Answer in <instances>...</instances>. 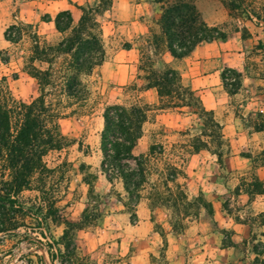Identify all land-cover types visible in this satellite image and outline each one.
<instances>
[{
	"label": "rangeland",
	"instance_id": "obj_1",
	"mask_svg": "<svg viewBox=\"0 0 264 264\" xmlns=\"http://www.w3.org/2000/svg\"><path fill=\"white\" fill-rule=\"evenodd\" d=\"M186 1L226 37L200 42L173 64L161 2L144 34L125 33L130 20H116L110 7L82 34L100 32L104 60L78 73L73 51L56 48L77 26L79 6L99 0H0V86L16 100L42 97L66 138L15 194L24 211L0 206V223L16 225L0 232V264H188L194 254L197 264H264V0H234L236 8ZM64 9L75 13L61 32L47 19ZM11 25V34L21 32L15 42L4 37ZM130 46L136 68L117 79L124 57L115 52ZM165 66L181 82L160 99L150 74ZM113 103L147 109L135 147L146 175L137 203L101 169L102 115ZM9 173L0 159V192Z\"/></svg>",
	"mask_w": 264,
	"mask_h": 264
},
{
	"label": "trees",
	"instance_id": "obj_2",
	"mask_svg": "<svg viewBox=\"0 0 264 264\" xmlns=\"http://www.w3.org/2000/svg\"><path fill=\"white\" fill-rule=\"evenodd\" d=\"M155 1L162 3L161 34L172 57L182 58L200 42H212L226 37L221 29L209 26L201 19L193 1ZM111 5L112 0H99L95 7L79 6L82 14L77 26L70 35L63 37L58 43L56 48L58 53L73 51L72 67L76 72L80 73L83 69L91 71L95 65L103 62L105 53L100 32H89L90 36L87 38H83L82 34L87 32L89 27L99 26L97 15L109 10ZM230 5L231 8L239 6L234 0H231ZM50 20L54 21L56 29L61 32L70 28L73 23L69 9L58 11L54 18L48 16L47 21ZM13 27L14 25L9 26L4 32L5 39L10 42L17 41L21 35L20 31L11 34L9 31ZM221 76L224 79V72ZM150 77L153 81L149 86L157 88L160 99L170 96L175 81L181 82L180 74L170 66L153 70ZM71 91L69 88L70 93ZM172 103L174 107L180 105ZM202 111L207 112L203 107ZM102 116L104 127L100 138L101 169L109 180L121 179L131 203H137L139 189L146 175L144 159L135 153V147L142 136L147 109L136 104L125 106L113 103L104 108ZM54 119L55 116L42 97L28 102L16 100L0 86V159L6 162L10 170L8 179L3 180L4 185L8 187L2 188L0 192L1 207L12 209L16 213L23 212L24 208L17 203L18 198H15V194L29 187L34 174L47 169L43 157L50 150L60 149L65 144L66 138ZM209 122L216 128L213 130L214 133L220 129V124L212 117ZM203 145H206V142ZM43 216L46 218V214ZM15 227V224H11V228H7L4 223H0V232Z\"/></svg>",
	"mask_w": 264,
	"mask_h": 264
},
{
	"label": "crops",
	"instance_id": "obj_3",
	"mask_svg": "<svg viewBox=\"0 0 264 264\" xmlns=\"http://www.w3.org/2000/svg\"><path fill=\"white\" fill-rule=\"evenodd\" d=\"M157 4L158 2H156L155 0H112L111 10L113 17L116 20H130V23H125L126 25H123V31H126L125 33L134 34L135 32H137L138 34H144L148 31V26L145 24L147 15L151 16ZM70 11L72 17H74L75 12L72 9ZM134 51L135 48L133 46H130L129 48H121L120 50L115 52V60H117L118 56L124 57V59H122L124 62L115 65V69H117V72L121 71L120 74H115V78L121 80L126 77L128 78L130 76L129 69L136 68V63L134 61H137V57H135ZM164 55L165 57L167 56L166 61L173 64L182 59L172 57L168 51H166ZM209 245L210 244L208 242L204 244L203 247H209ZM206 252L207 250L201 252L199 257H203L204 260H206ZM197 257L198 256L194 254V256L189 259L188 264H197ZM207 262H210V259H207Z\"/></svg>",
	"mask_w": 264,
	"mask_h": 264
}]
</instances>
